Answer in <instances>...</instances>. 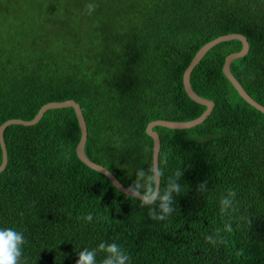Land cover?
Wrapping results in <instances>:
<instances>
[{
  "label": "trees",
  "instance_id": "trees-1",
  "mask_svg": "<svg viewBox=\"0 0 264 264\" xmlns=\"http://www.w3.org/2000/svg\"><path fill=\"white\" fill-rule=\"evenodd\" d=\"M226 33L246 36L248 52L230 70L264 106V0H0V124L73 99L87 126L86 156L128 186L152 163L150 121L205 110L182 75L204 43ZM241 46L221 41L193 67L192 89L214 101L201 123L153 127L160 188L181 185L164 220L149 215L156 205L142 207L77 157L72 107L7 125L0 227L24 233L20 264H76L82 248L100 242L119 244L130 264H264V113L222 71ZM96 250L99 264L105 254Z\"/></svg>",
  "mask_w": 264,
  "mask_h": 264
},
{
  "label": "water",
  "instance_id": "water-1",
  "mask_svg": "<svg viewBox=\"0 0 264 264\" xmlns=\"http://www.w3.org/2000/svg\"><path fill=\"white\" fill-rule=\"evenodd\" d=\"M231 39H239L241 41L242 46H241V49H239L238 51H233L226 55L224 62H223L222 71L224 75L232 83V85L235 87L238 94L245 101H247L250 105H252L256 109L264 113V106L260 104L259 102H257L255 99H253L245 91L241 83L236 79V77L233 75V73L230 70L231 61H233L234 59L238 57L245 55L248 52V41H247L246 36L241 33H226L223 35H219L209 40L208 42L204 43L196 51V53L190 60L189 64L187 65V67L184 69V72L182 75V82H183V86H184V90L186 94L192 100L202 105H205L206 106L205 110L199 116L193 119H190V120H186V121H175V120H167V119H154L150 121L146 126V133L150 135L153 139L152 159L155 158L158 162V155H159V150H160V137H159V134L155 130H153L154 126L161 125V126H165V127L173 128V129L190 128V127H193L201 123L207 117V115L211 112L214 106V101L201 97L192 89L191 84H190V73L193 67L198 63V61L202 58V56L207 52L208 49H210L212 46H214L215 44L221 41H226V40H231ZM62 107H72L74 109V112L77 118V122L80 128V137H79V140L75 148L77 157L90 168L97 170L103 173L104 175H106L108 179L111 181V183L119 191H121L122 193H125L127 186L122 184L115 177V175L110 170H108L105 166L95 161H92L86 156L84 152V144H85L86 137H87V126H86L85 119H84L80 105L73 99L46 102L39 108V110L34 115V117L29 120H24L21 118H10V119L5 120L3 123H1L0 124V148H1V153H2V160L0 163V171H2L5 168L6 163H7V150H6V145H5V141L3 138V132L6 126L9 124H23V125L35 124L39 121V119L42 117L43 113L46 110L52 109V108H62Z\"/></svg>",
  "mask_w": 264,
  "mask_h": 264
},
{
  "label": "clouds",
  "instance_id": "clouds-1",
  "mask_svg": "<svg viewBox=\"0 0 264 264\" xmlns=\"http://www.w3.org/2000/svg\"><path fill=\"white\" fill-rule=\"evenodd\" d=\"M89 14L94 10L93 4H88ZM175 175H181L176 171ZM162 171L155 158L152 159L150 168L145 171L139 169L136 172V179L127 186L125 193L131 199L138 200L141 206L156 205L159 213L152 207L148 208L149 215L154 220H164L174 212L173 193L181 190V185L170 182L163 190L160 188ZM235 195V193H233ZM232 201L227 197L220 200V211L227 214L231 209ZM84 219L91 221L93 216L89 213ZM225 228L231 231V224ZM208 241L215 243L213 236L206 237ZM25 243L24 233L15 227H0V264H20L23 256V245ZM102 250L104 257L99 264H130V256L123 248L115 242H100L96 248H82L78 252L76 264H98L97 250Z\"/></svg>",
  "mask_w": 264,
  "mask_h": 264
}]
</instances>
